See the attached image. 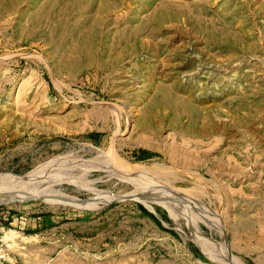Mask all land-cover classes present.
Instances as JSON below:
<instances>
[{
    "label": "rangeland",
    "instance_id": "1",
    "mask_svg": "<svg viewBox=\"0 0 264 264\" xmlns=\"http://www.w3.org/2000/svg\"><path fill=\"white\" fill-rule=\"evenodd\" d=\"M0 264H264V0H0Z\"/></svg>",
    "mask_w": 264,
    "mask_h": 264
},
{
    "label": "bare ground",
    "instance_id": "2",
    "mask_svg": "<svg viewBox=\"0 0 264 264\" xmlns=\"http://www.w3.org/2000/svg\"><path fill=\"white\" fill-rule=\"evenodd\" d=\"M165 66V65H164ZM24 190V189H23Z\"/></svg>",
    "mask_w": 264,
    "mask_h": 264
}]
</instances>
